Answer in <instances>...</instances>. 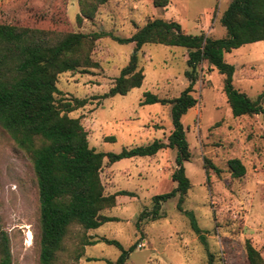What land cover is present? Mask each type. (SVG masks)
I'll use <instances>...</instances> for the list:
<instances>
[{"label": "rangeland", "instance_id": "rangeland-1", "mask_svg": "<svg viewBox=\"0 0 264 264\" xmlns=\"http://www.w3.org/2000/svg\"><path fill=\"white\" fill-rule=\"evenodd\" d=\"M231 1L169 0L168 6L155 7L154 0H108L93 19L79 25V0H0V23L128 38L148 21L160 18L178 22L188 34L223 38L226 28L220 20ZM134 48V44L100 39L92 53L97 68L59 76L61 94L57 97L90 100L69 116L80 119L90 147L97 151L120 153L125 147L154 140L167 142L173 130L170 106L141 102L148 91L173 99L187 88L185 48L144 46L139 52V66L145 74L142 86L125 96L94 98L108 92ZM226 60L235 66L234 86L257 99L264 92V42L246 44L227 53ZM223 79L216 69L200 65L194 92L198 103L182 119L192 154L185 162L192 187L183 208L194 214L204 241L178 210V197L162 204L161 218L137 224L141 213L153 210L155 196L176 187L172 180L176 151L167 148L151 157L122 159L112 165L105 161L101 172L105 192L134 194L118 196L116 206L103 212L117 221L89 231L73 227L55 264H115L121 251L104 242L85 246L84 255L77 260L75 249L84 235L91 240H116L125 250L135 247L125 264H209L210 260L212 264H249L247 241L264 259V122L258 115L233 116ZM111 136L115 141L108 139ZM231 159L242 162L245 176L232 178L227 166ZM2 233L10 239L12 264H40L39 192L34 167L0 127V237Z\"/></svg>", "mask_w": 264, "mask_h": 264}, {"label": "trees", "instance_id": "trees-1", "mask_svg": "<svg viewBox=\"0 0 264 264\" xmlns=\"http://www.w3.org/2000/svg\"><path fill=\"white\" fill-rule=\"evenodd\" d=\"M107 1L79 0L78 24L93 19ZM168 4L169 0H154L155 7ZM220 21L226 28L223 38H212L205 33L188 34L178 22L160 18L148 21L128 38L106 32L58 33L0 23V127L30 158L34 167L39 192L40 264H55L73 227L96 230L118 220L103 212L116 206L118 196H133L134 193L105 192L101 179L105 161L112 165L122 159L151 157L167 148L176 151V169L172 174L176 187L155 196L153 210L141 213L137 224L161 218L162 204L178 197V210L189 218L191 228L204 241L194 214L183 208L192 187L185 162L191 160L192 154L182 119L198 103L194 96L198 67L206 63L224 77L223 90L234 117L258 115L264 122V92L254 100L237 89L234 86L235 66L226 60L227 53L246 44L264 42V0H232ZM103 38L123 45L134 44L135 48L129 63L114 79L108 92L94 97L99 101L125 96L142 86L145 74L139 66V52L144 46L159 44L188 51L185 76L189 84L180 96L167 99L148 91L141 102L142 105L170 106L173 130L167 142L154 140L146 145L125 147L120 153L97 151L90 147L88 133L80 119L69 116L90 100L57 97L61 94L57 87L61 74L89 73L99 66L92 53L96 42ZM108 139L115 141L114 136ZM227 166L232 178H242L246 174V167L239 159L229 160ZM211 167L220 172L213 165ZM100 242L114 245L121 251L115 264H125L129 252L135 248L125 250L116 240H91L84 235L76 246L75 258L79 260L84 255L85 246ZM245 249L249 264H264L260 252L249 241ZM0 255V264H12L10 239L5 233L0 237Z\"/></svg>", "mask_w": 264, "mask_h": 264}, {"label": "bare ground", "instance_id": "bare-ground-1", "mask_svg": "<svg viewBox=\"0 0 264 264\" xmlns=\"http://www.w3.org/2000/svg\"><path fill=\"white\" fill-rule=\"evenodd\" d=\"M29 240H31V236H29ZM32 244V242H28V245H31Z\"/></svg>", "mask_w": 264, "mask_h": 264}]
</instances>
